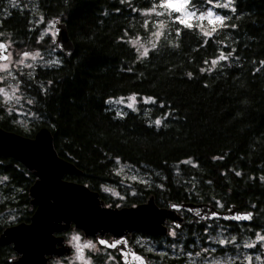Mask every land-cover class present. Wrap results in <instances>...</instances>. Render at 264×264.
I'll return each instance as SVG.
<instances>
[{
    "label": "trees",
    "instance_id": "16d2710c",
    "mask_svg": "<svg viewBox=\"0 0 264 264\" xmlns=\"http://www.w3.org/2000/svg\"><path fill=\"white\" fill-rule=\"evenodd\" d=\"M159 1L34 0L35 9L8 8L0 1V40L20 50L45 43L56 49L51 38H39L44 27L37 11L64 22L74 45L69 57L56 49V65L16 71L35 122L26 132L0 106V127L29 137L48 128L57 154L81 171L64 178L91 190L114 182L119 164L145 167L150 182H131L137 194L130 202L146 193L158 206L235 205L253 212L251 223L218 221L242 238L264 231V0H231L230 7L218 9L226 19L211 36L197 21L188 28L163 15V34L142 56L132 41L148 39L159 27L146 14ZM221 54L228 58L213 66ZM129 95L147 102L117 113L110 102ZM0 176L5 178L0 211L17 207L16 222H29L33 172L0 156ZM198 224L184 223L183 246L201 232V220ZM7 226L0 224V234ZM15 256L11 245L0 246V264ZM163 258L166 264L183 260Z\"/></svg>",
    "mask_w": 264,
    "mask_h": 264
},
{
    "label": "water",
    "instance_id": "95a60500",
    "mask_svg": "<svg viewBox=\"0 0 264 264\" xmlns=\"http://www.w3.org/2000/svg\"><path fill=\"white\" fill-rule=\"evenodd\" d=\"M53 27L55 37L52 41L58 52L65 57L71 56L74 45L66 24L54 18ZM0 44L7 46L6 51H0L2 55L8 56L10 45L3 40H0ZM0 156L18 161L32 171L36 178L28 189L30 204L35 206L30 221L9 225L0 234V246L12 245L18 254L12 264H47L46 255L68 254L70 248L65 245L64 238L54 233L67 230L71 224L88 237L106 231L115 235L126 231H144L164 236L168 232L165 226L167 219L172 220L177 229L184 225L185 218L178 210L204 220L241 224L252 222L253 212L240 210L235 205L220 210L205 202H169L167 207H160L155 203L153 195L148 197L147 203L136 207H104L97 191L83 183L64 178L65 175H77L81 171L57 154L52 134L46 127L38 129L33 137L0 127ZM248 214H251L249 220L232 219L234 216Z\"/></svg>",
    "mask_w": 264,
    "mask_h": 264
},
{
    "label": "rangeland",
    "instance_id": "374dc122",
    "mask_svg": "<svg viewBox=\"0 0 264 264\" xmlns=\"http://www.w3.org/2000/svg\"><path fill=\"white\" fill-rule=\"evenodd\" d=\"M4 5L8 8L22 5H31L34 6V0H0ZM207 2L205 6L197 7L195 6V10L197 14L201 12H207L208 10H212L216 15L222 16L221 12L218 9L224 7H218L217 5L228 4L230 7L229 0H211V3L208 0H203ZM161 0L159 1V3ZM158 3V5H159ZM7 8V9H8ZM5 9V10H7ZM33 9H35L33 7ZM157 12H164V9L157 7ZM37 21L40 24H43V31L41 32V36L39 37H48L51 40L55 37L54 27H53V18L44 19V17L39 14L37 11ZM147 15L155 20V22L164 23L163 15H156L151 12V10L146 12ZM164 15L175 20V17L180 15L179 13H172L169 15L165 12ZM197 20H192V23ZM202 24L201 26H205L208 23L207 19L204 21H197ZM158 24V25H159ZM213 25H210V27ZM159 27L155 29V32L161 31ZM151 34L148 39H137L139 41L138 44H135L140 54L143 53L144 49H148L152 45L155 44L158 39L156 36ZM7 44L10 45V50L8 52L9 59L0 62V65L8 64V69L6 71L0 70V88L4 89L9 96H13V99H8L7 96L0 94V106L4 107L5 111L11 115L12 123L16 124L19 128L24 131H29L32 127V124L35 122L34 114L28 110L23 102L25 98V92L21 89V85L18 84L17 73L16 71L23 67L26 70L32 69L38 65H56L60 61V56L56 53V49L51 48L48 44H41L38 49L34 50H20L13 46V44L9 40H4ZM43 43V42H42ZM53 43V42H52ZM143 45V47H141ZM51 48V50L46 51ZM55 50V51H52ZM27 52L30 55L26 58L24 57V53ZM39 53V55H36ZM35 56V59L32 58ZM23 60V63L20 61ZM130 97H135V101L130 100ZM117 101H122L117 103ZM140 102H147L146 99H138L137 96L129 95L124 97H119L113 99L110 102V105L115 109L117 113H125L130 109H136ZM132 103L133 107L129 108L128 104ZM121 177H125V179H129L130 182L136 181V179L148 178L147 171L134 169L132 167L119 164ZM142 173H141V172ZM152 174V173H151ZM5 178L0 176V184L4 183ZM109 188V187H107ZM4 192L0 191V201H4ZM220 210H223L220 208ZM18 209L17 207L13 208H5L0 211V224H7L8 226L14 223L19 219ZM201 220V219H200ZM186 222H191V224L199 225V218L197 221L193 219H187ZM202 228L201 232L193 234L191 236L192 245L185 247L181 243L185 239L184 234L186 232H181V228L177 229L174 225L171 226L169 232H167V239H162L161 241L155 242L154 256H155V264H166L163 256L174 257V258H183L182 264H264V240L258 239V237L264 236V231H255V234L246 237L236 236L231 232L229 226L225 223L219 221H206L204 219L201 220ZM163 236V235H162ZM74 237H78L79 239H74ZM225 240L227 243L221 244L219 241ZM67 244L74 245L76 248L75 252V262L76 264H96L90 261L89 257L85 254L80 256L79 248H84L85 253L95 251L97 252V243L94 241L84 238L83 235L79 231H71L68 234V238L66 239ZM247 244H252L253 247H246ZM85 245H88L87 247ZM213 249L215 251H213ZM17 257V256H15ZM250 258V259H249ZM104 264V263H103ZM106 264V263H105Z\"/></svg>",
    "mask_w": 264,
    "mask_h": 264
},
{
    "label": "flooded vegetation",
    "instance_id": "af4514ba",
    "mask_svg": "<svg viewBox=\"0 0 264 264\" xmlns=\"http://www.w3.org/2000/svg\"><path fill=\"white\" fill-rule=\"evenodd\" d=\"M126 166L132 167L136 170L138 169V167L136 168L131 165H126ZM142 168L143 171H145V167ZM114 175H115L114 182H111L110 184H106L103 187H101L99 190L100 192L97 191L99 193V198L103 201L102 205L104 207L121 209L125 207L138 206L144 204L147 201L148 197L151 196L149 194L143 193L141 198L139 197L135 198L139 200L130 202V200H132V197L136 196L137 194V192H135L134 190L129 189L131 185L129 183L130 180L125 179V177L124 178L121 177L119 165L114 168ZM136 180H138L139 183H142L143 185H146L150 182V178H146V177ZM30 200L31 197L28 201V205L30 210L33 208L32 209L33 211L31 213L32 215L35 210V206H32L30 204ZM167 206L168 204L160 207H167ZM177 212L180 215L184 216L186 222L188 214L184 210H178ZM205 220L218 221V220H208V219ZM172 225H173L172 220L167 219L165 221V226L167 227L168 232ZM76 230L79 231L84 238H88L94 241V243L98 244L97 252L91 251L89 253L88 252L85 253V249L80 247L78 253L80 254V256L81 254L82 255L86 254L89 257L90 261L96 264H103V263L104 264L105 263L106 264H136V262L140 263V261L142 262L144 261L143 262L144 264H155V256L153 253L155 249V242L168 238L167 235L164 236L153 235L151 233H146L144 231H126L124 232V234H119V235H115L112 232L106 231L103 233L97 232L94 236L86 237L82 230L77 229L74 226V224H71L70 228H68L67 230L54 233L55 236H62L64 238V243L65 245L69 246L70 252L62 256H58L55 254L46 255L47 264H76L74 257L76 248L74 245H69L66 242V239L68 238V234L71 231H76ZM102 240L105 241L104 244L100 243V241ZM113 244H115V247H111V245ZM56 247L58 248L59 246L56 245ZM140 256L143 258V260L140 258ZM17 258H18V254L17 257H15L14 259L12 257H9L3 262L4 263L7 262V264H12V262Z\"/></svg>",
    "mask_w": 264,
    "mask_h": 264
},
{
    "label": "snow or ice",
    "instance_id": "6c2138e0",
    "mask_svg": "<svg viewBox=\"0 0 264 264\" xmlns=\"http://www.w3.org/2000/svg\"><path fill=\"white\" fill-rule=\"evenodd\" d=\"M209 3H211V0H208ZM229 3H231V0H229ZM218 7H224L227 8L229 5L228 4H223V5H217ZM162 8L164 9V12H157L156 8ZM151 12L155 13L156 15H164L165 12L168 13L169 15H171L172 13H179L180 15L176 16V22L183 24L185 27L188 28H192L193 24H192V20H197V21H204L207 19L208 23L213 25V27L210 30H204L203 27L197 23L195 26L196 27H201V30L203 31V34L205 36H211L213 32L216 31V26L220 25L223 26L224 24V20L226 19L223 16L220 15H216L212 10H208L207 12H201L199 13V15L197 14V11L195 10V4L193 3V0H161V2L159 3V5H154L153 8L151 9ZM147 14V13H146ZM164 23L161 22L159 24V28L163 29L164 28ZM163 33L161 31H157L155 33H153L154 36H156L157 38L159 36H161ZM132 43L138 44L139 41L138 40H134L132 41ZM141 47H143V45H141ZM153 47H155V45H153ZM0 50L2 51H6L7 50V46L5 44H0ZM2 51H0V59L3 60H8L9 56L6 55H2ZM30 54L25 52L24 53V57H28ZM36 55H39V53H37ZM148 55V50L144 49L142 56H147ZM33 59H35V56H32ZM228 57L224 54H221L219 56V60H213L211 63L213 66H215L219 61H224L226 60ZM21 63H23V60L20 61ZM8 69V64H3L0 65V70H4L6 71ZM190 75V74H189ZM0 94H3L5 96L8 97V99H13V96H9L8 93L0 88ZM132 101H135V97H130L129 98ZM150 99V98H149ZM122 101H117V103H120ZM129 108L133 107L132 103L128 104ZM156 125H160L161 124V120H156L155 121ZM237 175H239V173H237ZM232 219L235 220H249L251 219V214L248 215H244V216H234L232 217ZM74 239H79L78 237H74ZM258 239L260 240H264V236L258 237ZM221 244L227 243V241L225 240H221L219 241ZM101 244H104L105 241H100ZM86 247L88 245H85ZM111 247H115V244L111 245ZM246 247H253L252 244H247ZM213 251H215L213 249ZM250 259V258H249Z\"/></svg>",
    "mask_w": 264,
    "mask_h": 264
},
{
    "label": "bare ground",
    "instance_id": "6f19581e",
    "mask_svg": "<svg viewBox=\"0 0 264 264\" xmlns=\"http://www.w3.org/2000/svg\"><path fill=\"white\" fill-rule=\"evenodd\" d=\"M148 201H146L145 203H147ZM132 207H136V206H132Z\"/></svg>",
    "mask_w": 264,
    "mask_h": 264
}]
</instances>
